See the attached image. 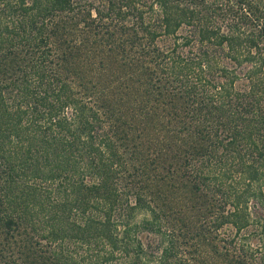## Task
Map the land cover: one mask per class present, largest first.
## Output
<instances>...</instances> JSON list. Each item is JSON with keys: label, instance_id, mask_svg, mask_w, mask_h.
<instances>
[{"label": "trees", "instance_id": "16d2710c", "mask_svg": "<svg viewBox=\"0 0 264 264\" xmlns=\"http://www.w3.org/2000/svg\"><path fill=\"white\" fill-rule=\"evenodd\" d=\"M0 264H264V0H0Z\"/></svg>", "mask_w": 264, "mask_h": 264}]
</instances>
